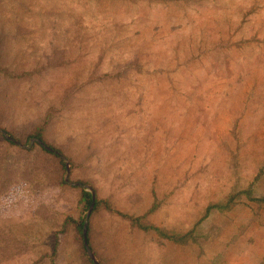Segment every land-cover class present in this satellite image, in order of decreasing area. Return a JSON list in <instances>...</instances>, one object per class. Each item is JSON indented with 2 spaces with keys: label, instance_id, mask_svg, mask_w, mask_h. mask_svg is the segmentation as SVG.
Listing matches in <instances>:
<instances>
[{
  "label": "rangeland",
  "instance_id": "obj_1",
  "mask_svg": "<svg viewBox=\"0 0 264 264\" xmlns=\"http://www.w3.org/2000/svg\"><path fill=\"white\" fill-rule=\"evenodd\" d=\"M0 50L3 67L53 69L11 90L16 132L52 113L73 164L65 184L52 168L0 195V231L31 246L0 264H47L55 237L56 264H89L62 227L85 185L130 215L153 202L152 222L183 238L102 208L99 264H264V0H0Z\"/></svg>",
  "mask_w": 264,
  "mask_h": 264
},
{
  "label": "trees",
  "instance_id": "obj_2",
  "mask_svg": "<svg viewBox=\"0 0 264 264\" xmlns=\"http://www.w3.org/2000/svg\"><path fill=\"white\" fill-rule=\"evenodd\" d=\"M1 50H0V60H1ZM53 72L52 68H36L32 72H18L15 69H10L3 67L0 62V195L4 194L8 188H10L18 181L30 180L32 175L37 171L50 170L52 168H57L61 173H66V166L64 162L65 154L58 149L53 140H49L46 127L50 122L52 113L46 111L36 122L33 130L30 131H18V127H21L16 122L17 112L13 108L11 90H19L20 86L27 81H40L46 76H49ZM22 87V86H21ZM71 95V94H70ZM68 96L70 98L71 96ZM38 118V117H37ZM23 127V123L21 124ZM49 128V126H48ZM24 129V128H23ZM31 139H35L33 145L30 148H24L19 145H26ZM3 146V147H2ZM70 161V170L68 175V180L71 181V174L73 169L72 161ZM65 184V180H61ZM80 185L84 182L77 181ZM80 188V211L77 218L66 217L63 220V226H73V228L78 232L80 240L83 243V252L89 264H94L86 254L84 246V238L82 234V229L84 226V220L86 213L93 203V208L90 217L95 212L100 209H105L109 214H114L123 220L130 228L139 229L142 231H153L160 237H163L174 242H180L183 238L182 236H177L175 234H168L161 230L157 225H155L149 214L153 212L154 206L153 202L150 205L148 211L139 213L136 215H130L127 212L117 211L105 200L99 198H94L92 200V195L89 191L84 188ZM250 199L251 192H244ZM264 203V198L254 199ZM89 217V219H90ZM86 242L92 253L97 257V254L91 243V226L88 220ZM4 245V246H2ZM0 249L4 251L0 252V261L2 259L11 258L16 255L23 254L24 252L31 249V246L17 240L11 234L6 235L3 231H0ZM58 249V237H55L53 244L52 254L46 256L48 259L47 264H56L55 256ZM45 258L38 261V264L44 262ZM100 261V259H99ZM100 264L101 261H100Z\"/></svg>",
  "mask_w": 264,
  "mask_h": 264
},
{
  "label": "water",
  "instance_id": "obj_3",
  "mask_svg": "<svg viewBox=\"0 0 264 264\" xmlns=\"http://www.w3.org/2000/svg\"><path fill=\"white\" fill-rule=\"evenodd\" d=\"M35 141V139H31L30 140V143L32 144L33 142ZM64 162H65V166H66V174H65V177H64V180L65 182H69L68 181V175H69V163L68 161L64 158L63 159ZM74 186H77V185H80V184H73ZM81 186V185H80ZM83 188H85L87 191H89L92 195V200H94L95 198V194H94V191L92 190V188L90 186H83ZM92 208H93V203L90 205L87 213H86V216H85V220H84V226H83V229H82V234H83V238H84V246H85V250H86V253L89 257V259L94 263V264H99L95 255L92 253V251L90 250V248L88 247V244L86 242V233H87V225H88V220H89V217H90V214H91V211H92Z\"/></svg>",
  "mask_w": 264,
  "mask_h": 264
}]
</instances>
